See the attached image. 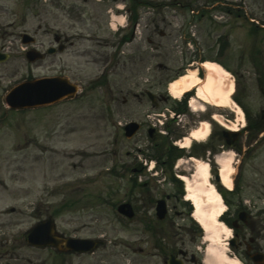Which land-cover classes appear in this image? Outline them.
Wrapping results in <instances>:
<instances>
[{"label":"rangeland","instance_id":"374dc122","mask_svg":"<svg viewBox=\"0 0 264 264\" xmlns=\"http://www.w3.org/2000/svg\"><path fill=\"white\" fill-rule=\"evenodd\" d=\"M118 3L125 8L121 15H124L126 26L131 17L129 8L137 10L140 32L136 43L125 47L126 54L120 65L103 82L105 87L84 86L79 100L26 115L7 110L2 101L7 88L24 80L32 71L35 76H42L54 75L58 69L47 67L53 58L29 64L22 50L26 46L21 45L19 34L29 32L45 47L55 44L57 35L62 36L63 41L64 37L77 38L73 43L75 47L69 48L68 54L62 57L70 61L77 69V78L85 82L98 74L106 61L107 52L104 51L107 49L96 48L84 37L94 35L117 45L109 27L117 7L111 0H0V24L5 25L0 28L9 35L13 32L12 43H9L12 58L0 65V211L29 204L37 191L29 192L28 185L32 183L35 187L39 182L38 191L44 188L40 194L38 192L43 212L53 214L63 235L103 236L108 240V245L100 247L94 256L62 257L63 263L164 264L174 246L203 257L206 245L191 229L193 222L187 216L184 199L171 198L169 216L163 221L156 217V201L176 191L164 175L157 177L161 180L158 181L155 173L148 172V167L144 170L145 164L151 161L149 156L157 155V150L136 154L134 147L148 145L145 134L130 140L120 136L116 146L117 123L132 118L145 120L148 115L151 120L164 119L162 116L166 117L172 102L153 108L148 99L140 104L136 97L151 86L157 95H165L171 81L193 69L187 64L199 62L193 50L197 54L200 45L203 50L200 56L203 53L215 59L219 37L224 38L225 45L220 61L227 65L237 88L234 100L244 106L257 123L264 112V0H120ZM186 41L192 44L187 46ZM3 42L0 38V45ZM77 50L82 55L74 54ZM124 97L130 102L113 106L116 111L114 125L108 120L106 99L122 100ZM213 110L209 109L205 118L189 109L182 123L186 132L179 137L177 131L181 129L177 124L170 133L172 129L158 123L161 140L175 146L176 140L187 136L205 119L210 120ZM221 114L238 121L230 109H223ZM213 124V140L194 145L195 152L204 157L202 159H210L217 171L214 155H209L210 149L216 150L215 155L233 151L234 166L241 170L238 176L242 187L240 196L252 202L256 201L257 193L264 196V132H253L260 123L251 131L240 129L232 148L225 145L220 135L222 127ZM111 150H116L115 158ZM192 152L193 149L186 152L178 173L183 174L184 169L193 173L194 164H188ZM138 155L143 160L141 167L137 165L121 181L109 175L89 187L74 189L75 186L70 185L61 190L52 189L55 183L94 175L99 168H112L116 162L120 168L124 163L134 162L133 158H139ZM176 166L177 162L172 170L174 174ZM235 194L236 191L228 196L237 201L239 196ZM122 202H132L137 210V216L127 226L121 225L113 212V207ZM222 236L221 246L227 245L228 236ZM226 251L236 259L231 251ZM21 262L27 264L25 260Z\"/></svg>","mask_w":264,"mask_h":264},{"label":"bare ground","instance_id":"6f19581e","mask_svg":"<svg viewBox=\"0 0 264 264\" xmlns=\"http://www.w3.org/2000/svg\"><path fill=\"white\" fill-rule=\"evenodd\" d=\"M119 18L123 22L124 18ZM115 26V24H113ZM204 78L199 76L197 69H191L170 85V93L175 98H181L188 92L195 90L192 106L196 113L208 111L207 105L218 108V110L230 109L239 114L238 121H227L221 117L217 110L214 119L231 131H238L245 114L241 106L234 100L237 91L235 80L231 73L220 63L207 61L202 65ZM205 114V113H204ZM240 123V125H239ZM212 130V125L208 121H203L201 125L193 129L188 136L177 143L181 148L189 149L195 142L205 140ZM193 160V161H192ZM195 162L193 177L184 176L187 182V199L194 201L195 211L193 218L201 224L206 231L205 242L208 245L205 253V264H240L233 260L226 245L221 246L222 235H232V229L228 227L219 216L225 212L227 206L223 203V198L212 181L211 165L208 161L193 158ZM217 163L220 166V177L222 185L226 188H233V174L235 171V154L224 153L219 155ZM183 163V162H182ZM180 164V167L182 165Z\"/></svg>","mask_w":264,"mask_h":264},{"label":"flooded vegetation","instance_id":"af4514ba","mask_svg":"<svg viewBox=\"0 0 264 264\" xmlns=\"http://www.w3.org/2000/svg\"><path fill=\"white\" fill-rule=\"evenodd\" d=\"M103 42H99L102 44ZM108 46V42H104ZM74 45V44H72ZM120 41H118V47ZM100 53V51H98ZM74 54H80L79 50ZM120 64V62H119ZM126 66V63H123ZM116 100L113 99V102ZM140 104L144 103L142 98H137ZM123 102L126 104V100ZM264 120V117H263ZM156 136V131L153 134ZM12 213H16L13 211ZM232 223L235 226L234 248L240 253H244L245 264H264V217L258 211L239 208L232 213ZM19 221L15 226L21 224ZM11 224V223H10ZM10 224L4 225L3 229H12ZM63 252L56 247H34L28 242V235L23 234V239L15 242H7L0 245V264H73L63 263ZM196 261V260H195Z\"/></svg>","mask_w":264,"mask_h":264},{"label":"water","instance_id":"95a60500","mask_svg":"<svg viewBox=\"0 0 264 264\" xmlns=\"http://www.w3.org/2000/svg\"><path fill=\"white\" fill-rule=\"evenodd\" d=\"M62 92L57 86L54 80L42 81L34 84H27L17 88L9 97L8 103L14 108L25 107V106H37L46 103H52L58 100ZM237 136V135H235ZM131 216V213L124 211ZM159 216L164 217V211L160 210ZM77 244L82 245V247L76 246ZM68 244V243H67ZM85 245V246H83ZM88 245L85 242L72 241L69 242L67 248L75 249L78 251H85Z\"/></svg>","mask_w":264,"mask_h":264}]
</instances>
